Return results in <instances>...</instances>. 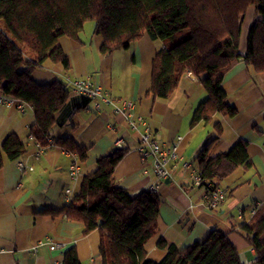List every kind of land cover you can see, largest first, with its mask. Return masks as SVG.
<instances>
[{"label":"crops","instance_id":"obj_1","mask_svg":"<svg viewBox=\"0 0 264 264\" xmlns=\"http://www.w3.org/2000/svg\"><path fill=\"white\" fill-rule=\"evenodd\" d=\"M93 29L94 23L84 26L78 39H59L70 58L69 69L46 60L32 77L41 84L59 79L66 85L69 79L90 77L112 99L136 101L137 112L148 119L166 144L183 136L177 148L181 159L171 162L170 176L157 190L161 198L159 231L146 243L148 257L159 260L165 255L166 249L158 245L161 237L183 250L203 242L214 228H221L237 247L242 262L253 264L256 252L243 226L264 213V70L254 71L243 58L237 59L223 79L227 99L237 107V114L217 113L210 122L191 126L195 109L207 97L200 75L187 71L171 96L153 98L147 94L152 61L164 42L144 33L129 48L104 54V37ZM241 51H245V37L241 39ZM88 98L70 90L65 105L56 113L46 145L29 134L35 122L29 104L22 111L16 105L0 103V144L9 133H16L27 145L24 155L7 160L0 169V264H62L65 251L72 246L82 264H103L98 229L85 234L83 222L45 210L63 209L68 203L65 190L71 187L75 194L82 178L96 169L98 158L119 148V138L127 152L114 170L118 184L136 193L158 182L151 159L143 160L137 149L139 133L114 111L112 104L103 103L98 108L95 100ZM63 137L88 148L86 161H79L76 179L70 174L75 154L57 143ZM240 140L248 141L252 165L239 166L219 181L227 197L217 208H209L204 201L206 189L194 183L191 168L183 162L196 168V156L209 141V155L215 156ZM19 162L25 164L23 168Z\"/></svg>","mask_w":264,"mask_h":264},{"label":"trees","instance_id":"obj_2","mask_svg":"<svg viewBox=\"0 0 264 264\" xmlns=\"http://www.w3.org/2000/svg\"><path fill=\"white\" fill-rule=\"evenodd\" d=\"M251 6L254 16L242 52V21ZM88 20L94 21V33L104 37V54L129 48L144 33L164 42L152 61L147 94L153 98L171 96L187 71L201 76L207 97L195 109L191 126L208 123L217 113L237 114L223 87L225 73L237 59L254 71L264 70V0H0V93L33 108L29 134L42 145L48 143L70 90L62 80L41 84L32 74L46 60L69 69L71 61L59 39H78ZM57 143L86 161L88 148L75 139L63 137ZM211 144L206 143L196 160L204 178L215 185L239 166L252 165L247 140L215 156L209 155ZM26 152L21 137L9 133L0 144V169ZM126 152L119 147L101 155L73 199L60 211H45L83 222L85 234L98 229L103 264H244L221 228L183 250L161 237L158 245L165 255L148 257L145 246L159 231L161 198L150 188L131 193L118 184L114 170ZM243 230L256 252L253 264H264V213ZM62 264H82L75 246L65 251Z\"/></svg>","mask_w":264,"mask_h":264},{"label":"built area","instance_id":"obj_3","mask_svg":"<svg viewBox=\"0 0 264 264\" xmlns=\"http://www.w3.org/2000/svg\"><path fill=\"white\" fill-rule=\"evenodd\" d=\"M67 85L70 90L75 93L82 94L95 100L96 107H100L103 103L112 104L114 111L124 116L128 126L139 133V144L137 149L140 151L142 159H151L153 165V172L158 178L157 183H153L150 189L157 191L160 182H163L170 176V164L173 161H178L181 156L177 150L179 142L182 140L181 135L177 136V140L171 145L166 144L155 132L148 121V119L141 113L137 112L136 101L130 99H112L103 89V87L94 82L90 77H81L69 79ZM0 103L7 106L16 105L18 109L24 110L26 103L13 96H8L0 93ZM50 141V138H47ZM118 147H123L124 142L122 138L116 141ZM21 168L24 167L23 162L18 163ZM183 165L191 168V176L195 184L203 186L205 191V204L209 208H217L226 199V190L215 185L211 180L204 178L198 167H192L188 161H184ZM32 168V167H31ZM70 174L72 178L76 179L80 174L79 160L75 154L74 159L70 165ZM67 196L66 200L70 202L73 199L74 193L71 187L65 190ZM257 207L252 209L255 213ZM55 247V245H52Z\"/></svg>","mask_w":264,"mask_h":264},{"label":"rangeland","instance_id":"obj_4","mask_svg":"<svg viewBox=\"0 0 264 264\" xmlns=\"http://www.w3.org/2000/svg\"><path fill=\"white\" fill-rule=\"evenodd\" d=\"M253 12H254V7L251 6L248 11L245 13L246 15L243 17V21H242V29H243V33H242V37L244 38L245 37V34L247 32V29L249 27V24L252 22L253 20ZM87 24L85 26V28H87L88 26H91V24L94 23L93 20H88L86 21ZM175 40H170V43L174 42Z\"/></svg>","mask_w":264,"mask_h":264}]
</instances>
